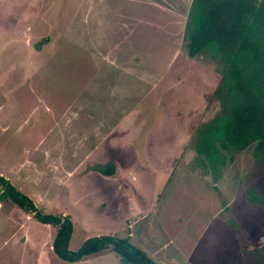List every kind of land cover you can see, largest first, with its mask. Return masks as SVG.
<instances>
[{"label":"rangeland","instance_id":"374dc122","mask_svg":"<svg viewBox=\"0 0 264 264\" xmlns=\"http://www.w3.org/2000/svg\"><path fill=\"white\" fill-rule=\"evenodd\" d=\"M190 3L0 0V176L39 212L71 220V251L109 235L157 264L259 260L254 146L223 151L214 183L190 143L221 109L219 60L187 56ZM107 164L112 175L96 170ZM54 234L0 203V264H122L109 248L64 262Z\"/></svg>","mask_w":264,"mask_h":264},{"label":"trees","instance_id":"16d2710c","mask_svg":"<svg viewBox=\"0 0 264 264\" xmlns=\"http://www.w3.org/2000/svg\"><path fill=\"white\" fill-rule=\"evenodd\" d=\"M183 38L188 57L208 52L220 62L213 96L221 109L194 130L190 143L196 155L214 183L225 161L223 151L241 152L254 146L253 157L264 168V0H191ZM96 170L105 176L114 172L112 164ZM249 200L264 205L257 192L249 193ZM6 201L55 229L52 252L64 262L77 263L109 248L122 264H157L129 237L97 236L76 251L69 250L71 220L39 212L30 198L0 176V203ZM257 264H264V247Z\"/></svg>","mask_w":264,"mask_h":264},{"label":"crops","instance_id":"0c3cea01","mask_svg":"<svg viewBox=\"0 0 264 264\" xmlns=\"http://www.w3.org/2000/svg\"><path fill=\"white\" fill-rule=\"evenodd\" d=\"M14 206V205H13ZM16 207V206H15ZM17 208V207H16ZM90 257V256H89Z\"/></svg>","mask_w":264,"mask_h":264}]
</instances>
